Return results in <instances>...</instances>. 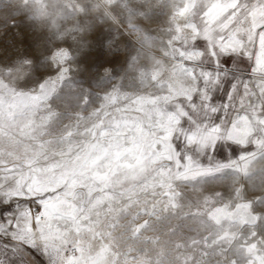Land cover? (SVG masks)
I'll return each mask as SVG.
<instances>
[{
  "label": "snow or ice",
  "instance_id": "snow-or-ice-1",
  "mask_svg": "<svg viewBox=\"0 0 264 264\" xmlns=\"http://www.w3.org/2000/svg\"><path fill=\"white\" fill-rule=\"evenodd\" d=\"M0 32V264H264V0H0Z\"/></svg>",
  "mask_w": 264,
  "mask_h": 264
},
{
  "label": "rangeland",
  "instance_id": "rangeland-1",
  "mask_svg": "<svg viewBox=\"0 0 264 264\" xmlns=\"http://www.w3.org/2000/svg\"><path fill=\"white\" fill-rule=\"evenodd\" d=\"M20 32H23V30H18ZM31 36V33L28 34ZM19 36H17L15 43H17L18 46L24 47L26 44L22 45L19 44ZM105 37L102 35L101 32L92 33L89 37L90 42L93 44L92 53L90 56L86 57L83 60V66H87L88 64H93L95 68H98L102 70V66L106 65V60H111V65L116 66L118 68L119 61L118 59H113L110 57H107L105 53L101 50L100 42L104 40ZM12 33H8L7 35H4L3 32H0V53L12 54L14 49H12L9 46V41H12ZM222 158V155L221 157Z\"/></svg>",
  "mask_w": 264,
  "mask_h": 264
}]
</instances>
